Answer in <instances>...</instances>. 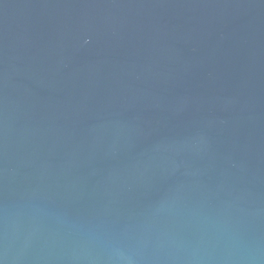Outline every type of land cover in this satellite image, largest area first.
Returning <instances> with one entry per match:
<instances>
[{
	"label": "water",
	"instance_id": "95a60500",
	"mask_svg": "<svg viewBox=\"0 0 264 264\" xmlns=\"http://www.w3.org/2000/svg\"><path fill=\"white\" fill-rule=\"evenodd\" d=\"M0 264H264V0H0Z\"/></svg>",
	"mask_w": 264,
	"mask_h": 264
}]
</instances>
